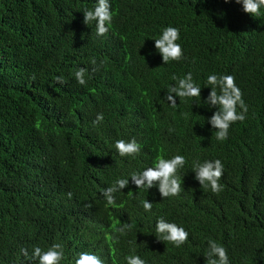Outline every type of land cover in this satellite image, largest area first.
<instances>
[{"label":"trees","instance_id":"1","mask_svg":"<svg viewBox=\"0 0 264 264\" xmlns=\"http://www.w3.org/2000/svg\"><path fill=\"white\" fill-rule=\"evenodd\" d=\"M97 2L0 0V264H37L20 249L31 255L53 243L64 248L60 264L82 251L104 264H127L129 255L206 264L209 239L227 249L230 264H264V9L256 18L234 0H109L112 25L97 36L95 21L83 23ZM168 26L180 30L186 59L163 64L154 39ZM80 67L85 85L75 79ZM188 72L201 101L208 75L235 76L248 113L226 140L207 120L215 106L165 100L172 75ZM98 113L103 121L93 125ZM133 137L141 153L121 157L115 141ZM175 155L186 158L179 196L136 188L132 172ZM215 159L224 164L218 195L192 171L194 161ZM121 178L129 183L114 194L118 207L107 205L102 192ZM159 218L183 227L188 241H159ZM124 224L131 230L114 242Z\"/></svg>","mask_w":264,"mask_h":264},{"label":"clouds","instance_id":"2","mask_svg":"<svg viewBox=\"0 0 264 264\" xmlns=\"http://www.w3.org/2000/svg\"><path fill=\"white\" fill-rule=\"evenodd\" d=\"M228 2L229 0H225V3ZM234 2L242 6L244 13L256 18L261 17L264 0H234ZM113 15L109 0H98L93 10L85 9L83 11V23L89 25L95 21L97 36H107L112 25ZM179 39L180 30L172 26L164 28L159 37L154 39L155 49L160 54L163 64L186 59L181 45L177 43ZM91 63L94 65L96 61L93 59ZM190 63L192 62L190 61ZM87 71L84 67L75 71L74 75L78 84L85 85L87 83L85 79ZM171 79L175 83L168 87L164 97L171 107L177 106L176 97L180 99L198 97L201 101V86L193 80L191 72L178 77L173 74ZM56 82L62 84L65 81L62 77L57 76ZM207 85H211V90L208 96L201 101V104H206L209 108L215 106L216 110L207 120L212 128L216 129V139L224 141L228 138V130L233 123L245 121L248 106L242 98L243 93L237 86L235 76L232 73H224L220 76L208 75L205 86ZM103 118V113H98L93 125H99ZM114 146L121 157L136 158L142 150V145L134 137L127 141L118 139ZM185 163L186 158L183 155H175L171 159L159 156L154 167H147L141 172H132L129 177H131L136 188L147 191L153 187H158L162 199L176 197L180 195L182 185V177L177 173L179 169L185 166ZM192 171L195 173V179L199 185L205 190L210 188L211 192L217 195L223 191L224 185L220 183V180L224 174V164L220 159L205 160L202 163L196 160L192 164ZM128 183V178H121L112 186L104 189L102 195L106 199L107 205L118 207L114 194L127 187ZM66 195L69 199L72 197L71 192ZM142 206L145 212L152 210V202L147 199L143 201ZM131 227V224H124L116 228L115 232L118 235L111 236L110 239L118 242L120 236L126 235ZM155 231L159 241L170 242L177 248L188 241V231L175 223L167 222L164 218H159L156 221ZM207 243L208 247L204 255L206 264H230L227 249L224 246L218 244L214 239H209ZM20 252L25 260L37 261V264H60L65 258L64 248L60 243H53L47 250L34 246L31 255L28 249L24 247L20 249ZM125 259L127 264H146V260L139 255H129ZM74 264H104V261L95 253L82 251L78 253Z\"/></svg>","mask_w":264,"mask_h":264}]
</instances>
